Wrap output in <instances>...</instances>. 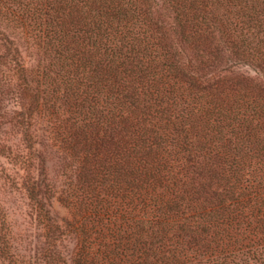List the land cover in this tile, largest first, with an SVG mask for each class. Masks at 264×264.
Returning <instances> with one entry per match:
<instances>
[{
	"label": "trees",
	"instance_id": "obj_1",
	"mask_svg": "<svg viewBox=\"0 0 264 264\" xmlns=\"http://www.w3.org/2000/svg\"><path fill=\"white\" fill-rule=\"evenodd\" d=\"M1 189L0 264H264V0H0Z\"/></svg>",
	"mask_w": 264,
	"mask_h": 264
},
{
	"label": "rangeland",
	"instance_id": "obj_2",
	"mask_svg": "<svg viewBox=\"0 0 264 264\" xmlns=\"http://www.w3.org/2000/svg\"><path fill=\"white\" fill-rule=\"evenodd\" d=\"M10 35H12L10 33ZM20 45L25 47V43H23L22 41L19 42ZM29 51H24L23 55H24V59L26 58V55L28 56ZM2 190H0V193L2 195H0V197H6V195L4 193H2ZM12 200V199H11ZM17 204V208L18 210L15 208V206L13 204L10 203V218H12V227L14 232L16 233V240L19 244H17V246L20 249H26L27 252L29 253V250L32 249V246H30L31 243L35 244L36 243V239L34 234H32V230L28 227V220H25V218L23 217V215L27 212V208L25 206H23V203H15V205ZM25 220V221H24Z\"/></svg>",
	"mask_w": 264,
	"mask_h": 264
}]
</instances>
